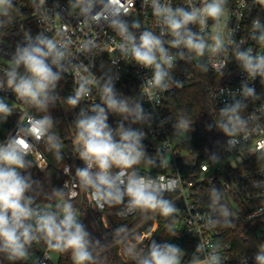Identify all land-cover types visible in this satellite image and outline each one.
<instances>
[{
  "label": "clouds",
  "instance_id": "obj_1",
  "mask_svg": "<svg viewBox=\"0 0 264 264\" xmlns=\"http://www.w3.org/2000/svg\"><path fill=\"white\" fill-rule=\"evenodd\" d=\"M30 4L39 28L35 35L23 23L27 17L18 0H0V125L18 114L14 130L0 140V264H48L51 253H70L72 264H109L107 253L113 245L121 247L126 264H226L229 258L222 255L220 241L199 239L189 254L176 243L158 242L150 224L143 233L132 232L126 224L111 228L102 216L104 229L110 231L97 238L84 223L87 211L78 210L74 200L80 190L95 211L118 209L121 219L136 216L146 223L163 218L170 237L179 236L175 225L182 210L169 194L179 191L181 180L162 174L170 168L171 142L165 140L150 154L144 129H152L158 120V128L173 122L177 138L193 131L194 121L185 110L163 119L156 113L173 89L184 87L175 77L180 62L203 74L211 71L220 81L231 75L228 66L233 62L244 74L238 89L219 87L212 97L214 106L221 102L223 106L215 107V116L205 128L226 140L215 141L217 151L205 149L209 163L201 164V170L207 173L225 159L231 165L233 153L242 154L240 164L245 157L264 163V139L252 143L254 137L264 136V93L255 86L259 80L264 88V51L256 50L264 49V0H235V7L233 0L175 4L173 0H66L65 6L60 0H52L51 5L48 0H30ZM149 10L151 26L141 19ZM233 17L235 25L230 26ZM249 18L246 36L237 38L241 22ZM14 36L21 39L8 45V38ZM104 53L111 54L110 66L101 59ZM97 61L99 75L93 71ZM121 61L147 70L135 96L116 87ZM69 76L74 87L63 96L61 83H67ZM94 92L99 102H89ZM8 94L23 108L10 103ZM61 102L67 106L62 108L65 114H73L72 156L67 160L62 138L54 131L62 121L52 115ZM145 102L152 106L151 112L143 107ZM110 115L117 117L114 124L109 123ZM220 151L229 155L222 158ZM44 152L63 165V175L72 182L71 194L67 180L53 185ZM142 164L159 171L141 172ZM258 173L264 177V168ZM205 180L210 211H197L195 220L208 230L235 226L239 215L212 177ZM250 182L258 191L246 195L258 200L259 207L248 219L259 217L264 222V179ZM109 234L112 240L102 243ZM253 259L254 264H264V242ZM240 264H248V257L244 255Z\"/></svg>",
  "mask_w": 264,
  "mask_h": 264
},
{
  "label": "built area",
  "instance_id": "obj_2",
  "mask_svg": "<svg viewBox=\"0 0 264 264\" xmlns=\"http://www.w3.org/2000/svg\"><path fill=\"white\" fill-rule=\"evenodd\" d=\"M20 6L23 8L22 11L26 14V19L23 21L26 27H30L32 29L33 35L39 30L38 25L34 17L31 16V4L30 0H18ZM182 0H173V3H180ZM49 5H51L52 0H48ZM62 6H65L66 0H60ZM233 7H235V0H233ZM256 13L253 12V16ZM19 19H24L23 17ZM145 21L148 26L153 24V17L151 16V12L149 10L147 17H141ZM75 24V21H72ZM250 23V18L246 19L241 22V32L237 34V38L241 36L244 37L247 34V24ZM235 25V17L232 18V23L230 26ZM59 26V22H57V27ZM43 27V26H42ZM16 29L14 28L13 31ZM154 31L158 32V29H153ZM54 35V33H53ZM77 35H80L77 33ZM75 39V37H73ZM21 39L20 36L10 37L7 40V44L14 46L16 40ZM103 39V37H101ZM251 43V42H250ZM257 51H264V49H256ZM101 59H106L109 62L110 66V59L111 54L104 53ZM87 62V61H85ZM98 62L96 68L93 71H96L99 75L98 71ZM2 63V61H0ZM234 66V73L230 76L229 82L218 86L212 91V97L216 93L219 87L230 88L232 90H236L239 88L240 81L244 78V74L239 70L238 66L235 62L232 63ZM229 67V66H228ZM120 72H121V79L118 82L134 79L136 80L139 85L142 83L141 77L147 74V70L140 69L138 66L135 65H125L122 61L120 63ZM187 72L183 74L177 70L175 73V77L178 80H182L184 85L187 83L186 78ZM67 82L70 85V90L74 87L72 84V77L69 76L67 78ZM256 90L258 93H264V88L261 87L259 84V80L255 82ZM173 92L175 89L172 90ZM2 95V93H0ZM9 95V99L14 106L20 110L23 108V105H15L14 96L11 94ZM165 95H169V93H165ZM171 95V94H170ZM170 95L166 100H162L161 103L156 107V113L158 114L159 119H163L168 115L165 112V104L168 101ZM221 100L227 99L226 97L220 98ZM95 100L98 102V96L93 94L92 97L89 98V102ZM147 100V97H145ZM259 103V102H258ZM223 104L217 103L216 108L222 107ZM143 107L147 111H152V106L145 102ZM251 111V106L249 108ZM157 123L153 124L152 129L145 128L144 130L148 134L149 140H152L156 146L163 147L165 140H169L171 142L170 147L172 149L171 152L168 153L170 161V168L164 171L162 174L166 177H180V189L176 193L179 194L180 197L183 199V205L179 206L182 210L179 220V228L189 236L193 237L199 242L200 240H208L212 243H216L220 241L222 243V255L229 260L226 264H240V261L243 260L244 255L248 257V264H254L253 253L258 248L260 242H264V222L260 220L259 217L254 218L253 220L248 219V216L257 208L259 207V201L256 199H250L246 193L251 192L255 193L258 191L257 189H253L251 185L252 179H264L261 175H259L258 171L260 168H264V163L257 164L255 161V157H245L243 163L240 164L239 160L242 156L241 153H233L231 165L225 159V162L222 165L215 166L209 169V172H204L201 170L200 165L207 162L208 156L203 159H199L197 156L191 154L187 151H180L177 146V139L172 133V126L171 121L166 124L163 128H158ZM139 127V126H134ZM15 123L12 125L10 130H14ZM5 137H1L0 140H3ZM264 139V136H256L253 138L252 143L253 145L256 143L257 140ZM226 140V138H225ZM223 141V143L225 142ZM42 151V149H41ZM43 152V151H42ZM45 155V153H44ZM220 155L222 158H226L229 153L220 151ZM46 156V155H45ZM48 160V158H47ZM71 163V162H69ZM49 165V161H48ZM188 168L187 171L182 173L181 169L183 166ZM210 175L213 179V183H215L216 187L224 192L225 194V201L229 203L230 207L239 215V219L236 220V224L230 228H217L215 230H208L204 228L203 222H197L195 220V213L199 211L201 214L204 212L210 211L208 205H201L196 201L198 197V189L196 186L198 184H206L207 181L205 177ZM65 176V175H64ZM65 180L68 181L69 185V194H71V179L65 176ZM230 184V187H225V184ZM78 194L75 197L78 198L79 196L84 193L83 191L77 190ZM171 194V193H170ZM86 198L87 194L85 193ZM88 200V199H87ZM89 203V201H88ZM178 207V206H177ZM118 211V209H117ZM130 217V216H128ZM192 220V223L189 224L188 221ZM157 224V223H155ZM193 232H199L200 236L194 234ZM239 239L240 241H237ZM37 255H41V253H37ZM52 256V254H50ZM48 264H57V262L53 259L48 262Z\"/></svg>",
  "mask_w": 264,
  "mask_h": 264
},
{
  "label": "trees",
  "instance_id": "obj_3",
  "mask_svg": "<svg viewBox=\"0 0 264 264\" xmlns=\"http://www.w3.org/2000/svg\"><path fill=\"white\" fill-rule=\"evenodd\" d=\"M104 61L108 62L106 59ZM109 66V64H108ZM99 69V62H98ZM180 73L187 72L186 78L187 83L181 89H176L169 97L168 101L165 104V112L168 116H175L180 110H185L193 119V131L190 132L184 137H180V142L176 143L177 148L180 151H187L191 154L197 156L199 159H203L208 154L205 152V149H208L209 152L217 151V147L215 145L216 140H220L221 143L225 140V137L221 133L213 130L212 132H208L205 128L207 123L211 122V117L215 116V107L212 100V91L227 82H229L230 76L234 73V66L232 64L229 65V72L231 75L224 77L221 81L219 76L214 74L213 72H209L207 74L200 73L193 65H185L183 62L179 63ZM116 87L119 91H121L126 96H135L139 93L140 85L134 79H128L121 82H117ZM62 92L61 95L67 96L71 94L69 83H61ZM99 102V97H98ZM66 105H63L61 102V108H56L52 111V115L54 118H58L62 121V123L54 129L57 134L62 138L64 144V153L67 158L72 156L71 152V141L74 136V131L70 124L73 114H65L62 108H66ZM17 115H13L9 118L8 122L4 125H0V138L5 137L7 132L11 129L12 125L15 123L17 119ZM117 117L111 116L109 117V123L114 124ZM171 122V126H172ZM174 129L172 128V133ZM146 145H148V151L150 154L155 153V148H157L156 144L149 139L144 141ZM42 151H44L43 146H41ZM46 157L48 158V174L52 175V182L55 186H60L63 184L65 180V176L62 173L63 165L57 163L50 153L44 152ZM68 162H71L69 160ZM79 164V161H76ZM141 172H151L152 174H157L159 170L146 168L143 164L138 166ZM186 165L182 167L181 171L184 173L187 171ZM39 174V173H38ZM50 187V185H49ZM208 185L206 184H198L196 189H198V197L196 201L201 205H209L210 204V196L207 190ZM169 198L176 201L177 206L183 205V199L179 196V194H169ZM78 210L87 211V215L84 218V223L89 226V230L93 231V234L97 238L102 237V233L105 231H110V229H104L103 224L101 223V217H106L107 221L111 228H115L121 224H126L130 228L132 232H145L147 225H153L155 223L158 224L155 229V235L158 242L161 240H167L170 243H176L181 248L186 250L189 254L194 252L195 246L198 244V241L193 237L189 236L182 230H180L179 220L175 225L177 231H180L178 237H170L167 230L164 228V219L159 218L156 221H148L147 223L137 218L136 216L126 217L121 219L116 215L117 209H105L103 211H95L90 208V204L86 198L85 193H82L81 196L74 200ZM112 240L111 234L108 235L107 241H102V243H106ZM237 241H240L237 239ZM119 245H113L111 249L108 251L107 255L109 258V264H126V260L119 253ZM57 264H72L70 253L69 254H58Z\"/></svg>",
  "mask_w": 264,
  "mask_h": 264
},
{
  "label": "rangeland",
  "instance_id": "obj_4",
  "mask_svg": "<svg viewBox=\"0 0 264 264\" xmlns=\"http://www.w3.org/2000/svg\"><path fill=\"white\" fill-rule=\"evenodd\" d=\"M10 103H12V102L10 101ZM157 147H158V146H157ZM207 162H208V161H207ZM157 226H158V224H154V225H153V228L156 229ZM119 253H120V255H122L121 247L119 248ZM51 254H52L53 259H54L55 261H57L58 254H56V253H51ZM122 257L124 258L123 255H122ZM124 259H125V258H124Z\"/></svg>",
  "mask_w": 264,
  "mask_h": 264
}]
</instances>
